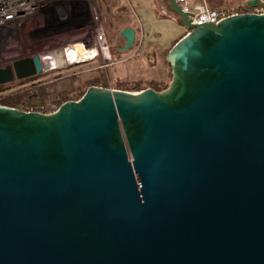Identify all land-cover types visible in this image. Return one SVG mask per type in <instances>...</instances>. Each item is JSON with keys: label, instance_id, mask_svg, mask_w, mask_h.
Listing matches in <instances>:
<instances>
[{"label": "water", "instance_id": "1", "mask_svg": "<svg viewBox=\"0 0 264 264\" xmlns=\"http://www.w3.org/2000/svg\"><path fill=\"white\" fill-rule=\"evenodd\" d=\"M165 2L187 30L166 88L0 104V264H264V14L192 24ZM40 73L22 56L0 85Z\"/></svg>", "mask_w": 264, "mask_h": 264}, {"label": "rangeland", "instance_id": "2", "mask_svg": "<svg viewBox=\"0 0 264 264\" xmlns=\"http://www.w3.org/2000/svg\"><path fill=\"white\" fill-rule=\"evenodd\" d=\"M51 1L56 2L57 0ZM64 1L68 2L69 0ZM220 1L226 5L235 6L247 2V0ZM85 20L86 21L81 25L74 20L66 21L63 25L59 24L58 27L54 28L55 30H51L49 27L47 28L39 15L30 20H22L18 29L17 38L8 41L7 45L0 50V65L6 63L8 60L44 53L56 47L58 48L69 45L70 43L81 39H87V43L89 44V42L94 40L93 38L96 36V31L98 34V32L101 31V28H103L110 51V58L106 59V61H112L113 63L107 66L109 70L108 72L112 78L107 75L108 72L106 73V71H104L106 83L108 85L107 87L113 85L112 82L114 81L115 76H119V79L123 81H146L150 79L160 81L164 76H166V81L168 80L169 67L165 62L164 54L157 55L155 53V55L152 54L151 56H148L140 53L136 49L137 44L135 39L132 48L120 54V56H125V58L114 57L112 56V49L114 48L113 46H115L114 44L118 45L119 42H122L119 30L114 29L113 32L110 30L109 23H105L108 20V16L106 15H101V21L97 22V24L89 21L90 19L88 20V18ZM111 36L113 38L110 39ZM100 60V57H96L89 62H95L96 64L97 62L99 63ZM59 62L60 66L57 72H43L45 74L39 78H34L30 81L27 80L24 83L17 85L16 88L19 87L20 90H22L20 93H25L26 95L29 94L30 96L32 95L30 100L35 102V104L46 102L49 100V97L56 92H63L69 88H82L84 80L88 74L87 70L91 68L89 62H79L69 65L65 64L63 58H60ZM38 81H40V85L42 86L30 87L34 86ZM50 82L51 84L47 85V83ZM13 88L14 86L7 88V90ZM46 103L52 102L48 101Z\"/></svg>", "mask_w": 264, "mask_h": 264}, {"label": "built area", "instance_id": "3", "mask_svg": "<svg viewBox=\"0 0 264 264\" xmlns=\"http://www.w3.org/2000/svg\"><path fill=\"white\" fill-rule=\"evenodd\" d=\"M176 1L179 3L183 12L190 13L188 18L192 24H203L207 22L217 23L223 18L239 13L264 14V0H256L254 4H248L249 0H247L246 3L235 7H211L206 3L190 5L188 0ZM38 15L46 27L52 30L58 27L59 24L63 25L66 21L68 22L71 20L81 25L86 21L85 19L88 18V20L90 19L89 21L97 24V22L101 21V15L103 14L96 6L95 0H69L68 2L64 0H57L56 2H52L51 0H0V50L7 45L8 41L17 38L18 29L22 20H30ZM96 36H94V40L89 42V44L87 43V39H81L69 45L56 47L50 51L37 54L39 56L42 72L53 71L59 67L60 58L64 59L65 64L70 65L79 62H89L96 57L101 58L97 67L107 71V66L113 63L112 61H106V59L110 58V51L103 28H101L98 34L96 31ZM90 45H94L96 48V52L92 56L76 61L69 60L68 51L70 49L77 47L84 48L85 50ZM102 47L107 51V58L103 57ZM46 59H49V61ZM9 61L11 60H8L0 66L6 65ZM16 108L23 111L51 113L54 112L58 106L54 103H42L21 104Z\"/></svg>", "mask_w": 264, "mask_h": 264}, {"label": "crops", "instance_id": "4", "mask_svg": "<svg viewBox=\"0 0 264 264\" xmlns=\"http://www.w3.org/2000/svg\"><path fill=\"white\" fill-rule=\"evenodd\" d=\"M103 15L108 16L110 30L133 27L136 32L137 51L151 56L165 54L170 47L186 33V28L172 18L166 10L165 0H101ZM190 5L206 3L211 7L226 5L220 0H188ZM107 7V9H105ZM113 38L112 36L110 39ZM124 42V41H123ZM135 42V41H134ZM118 43V42H117ZM117 47V44H114ZM125 58V56H120ZM94 62L89 63L91 66ZM98 63V62H97ZM95 64V63H94ZM119 79V76H115ZM161 81H166L164 76Z\"/></svg>", "mask_w": 264, "mask_h": 264}, {"label": "trees", "instance_id": "5", "mask_svg": "<svg viewBox=\"0 0 264 264\" xmlns=\"http://www.w3.org/2000/svg\"><path fill=\"white\" fill-rule=\"evenodd\" d=\"M95 1L97 3V7L102 10L103 9L102 1L101 0H95ZM165 8L168 11L169 15L172 18L177 19V21H178V16L173 14L172 12H170L167 9V6ZM105 9H107V7ZM120 39L122 42L118 43V47L123 45L124 40H123L121 35H120ZM123 52L124 51L118 50L117 47H114L112 49V56L120 57V54H122ZM166 53L164 54V56L166 55ZM94 63L91 66V68L89 70H87L88 74L84 80V84H83L82 88H78V89L69 88L68 90H65L63 92L62 91L56 92L54 95L49 97V100H47L46 102L50 101V102L56 104L57 106H59L64 101L78 99L83 94V92L85 91V89L88 86L97 85V86L107 87L108 85L106 83L104 70L102 68L97 67L98 63H96V64H94ZM166 64L169 67V64L167 62H166ZM67 66H69V65H67ZM58 70H59V67H57L55 70L49 71V72L55 73ZM108 71L109 70H107L106 73ZM168 71H169V73H168V80L167 81H161V80L157 81L154 79H150V80H146V81H142V80L123 81V80H120L118 78H115L114 81L112 82L113 85H111V87L117 88V89H122V90H127V91H139L141 89L151 87L154 90L160 91V90L166 88L168 85V81L170 80V77H171L170 67H169ZM46 73H48V72H46ZM43 74H45V73L42 72L40 74H36L34 76L27 77L24 79H14L13 81H11L9 83L0 85V104L10 106V107H17L21 104H35V102L30 100V97H32V95L30 96L29 94L26 95L25 93H20L22 90H20L19 87L18 88H16V87H17V85L22 84L27 80L30 81L34 78H39ZM107 75L112 78V76L110 75L109 72ZM40 84H41L40 81H38L34 86H30V87L33 88L36 86H42ZM50 84H51V82L47 83V85H50ZM13 86H14L13 89L7 90V88H10ZM42 101H44V100H42ZM46 102H42V103H46Z\"/></svg>", "mask_w": 264, "mask_h": 264}, {"label": "bare ground", "instance_id": "6", "mask_svg": "<svg viewBox=\"0 0 264 264\" xmlns=\"http://www.w3.org/2000/svg\"><path fill=\"white\" fill-rule=\"evenodd\" d=\"M101 50H102V53H103V57L107 58L108 55H107V51H105V48L102 47ZM101 50H100V52H101ZM95 52H96V48L94 47V45L88 46L87 49H85V50H84V48L73 47L72 49H70L68 51V54H69L68 58H69L70 61H76V60H80V59H84V58L90 57ZM46 58H48V57H46ZM46 60L49 61V59H46Z\"/></svg>", "mask_w": 264, "mask_h": 264}]
</instances>
